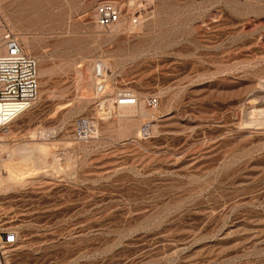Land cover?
Here are the masks:
<instances>
[{
  "label": "rangeland",
  "instance_id": "obj_1",
  "mask_svg": "<svg viewBox=\"0 0 264 264\" xmlns=\"http://www.w3.org/2000/svg\"><path fill=\"white\" fill-rule=\"evenodd\" d=\"M5 33L39 85L0 132L6 264H264V0H0Z\"/></svg>",
  "mask_w": 264,
  "mask_h": 264
},
{
  "label": "built area",
  "instance_id": "obj_2",
  "mask_svg": "<svg viewBox=\"0 0 264 264\" xmlns=\"http://www.w3.org/2000/svg\"><path fill=\"white\" fill-rule=\"evenodd\" d=\"M119 16L117 7L111 3L100 4L94 10L95 25L101 29L115 25ZM1 43L0 132H4L32 108L38 97L39 85L36 62L24 52L17 36L5 33ZM102 75L103 70L97 68L95 77L100 80ZM116 105L134 106L135 100L131 95L123 94L117 97ZM148 106L154 108L156 100H149ZM15 244L14 232L2 224L0 216V264H6V249Z\"/></svg>",
  "mask_w": 264,
  "mask_h": 264
},
{
  "label": "bare ground",
  "instance_id": "obj_3",
  "mask_svg": "<svg viewBox=\"0 0 264 264\" xmlns=\"http://www.w3.org/2000/svg\"><path fill=\"white\" fill-rule=\"evenodd\" d=\"M25 42V41H24ZM25 44H26V42H25ZM24 44V45H25ZM27 48V47H26ZM99 69H103V68H107V67H105V65L104 64H102L101 65V67H98ZM97 70V69H96ZM83 125H85V123L83 122V124H82V126ZM81 126V125H80ZM84 127H81L80 129H83ZM43 137H44V135H42ZM41 136V137H42ZM40 138V137H39ZM47 139V138H46ZM5 141V140H4ZM1 142V144H0V150H1V152L2 151H4V150H6L7 149V145H6V143L5 142ZM38 149V147H35V148H33V149H30V147H28V146H26V145H22L21 147H19L18 149H17V153L19 154V156L21 157V158H23L24 160H29L32 156H33V154L36 152V151H38L37 150ZM42 151V150H41ZM35 156V155H34ZM33 158V157H32ZM37 158V157H36ZM35 158V159H36ZM39 158V157H38ZM32 160V159H31ZM38 160V159H37ZM38 163H40L39 161H38ZM41 163H42V161H41ZM40 163V164H41ZM0 165H1V160H0ZM37 165H39V164H37ZM16 183V182H15ZM14 184V179H13V176L12 175H10V174H8L6 177H4V178H1L0 177V194H6L9 190H10V188H11V186ZM24 185V184H23Z\"/></svg>",
  "mask_w": 264,
  "mask_h": 264
}]
</instances>
